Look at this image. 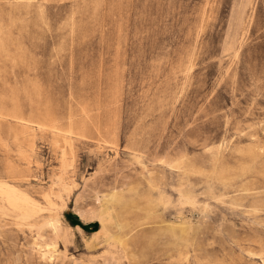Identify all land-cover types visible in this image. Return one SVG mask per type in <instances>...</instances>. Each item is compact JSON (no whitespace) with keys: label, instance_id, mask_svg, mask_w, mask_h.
I'll list each match as a JSON object with an SVG mask.
<instances>
[{"label":"rangeland","instance_id":"obj_1","mask_svg":"<svg viewBox=\"0 0 264 264\" xmlns=\"http://www.w3.org/2000/svg\"><path fill=\"white\" fill-rule=\"evenodd\" d=\"M0 264H264V0H0Z\"/></svg>","mask_w":264,"mask_h":264},{"label":"bare ground","instance_id":"obj_2","mask_svg":"<svg viewBox=\"0 0 264 264\" xmlns=\"http://www.w3.org/2000/svg\"><path fill=\"white\" fill-rule=\"evenodd\" d=\"M50 225L53 226L57 230L61 224L59 220H55V221L50 222ZM39 237L41 239L43 238L42 235H40ZM37 245L39 246V244ZM56 246H57L56 243L53 241H50V242L45 241L43 246H39L40 248L38 247L39 248L38 252L40 253L43 259L47 261L49 260L52 261L54 259V251H55Z\"/></svg>","mask_w":264,"mask_h":264}]
</instances>
